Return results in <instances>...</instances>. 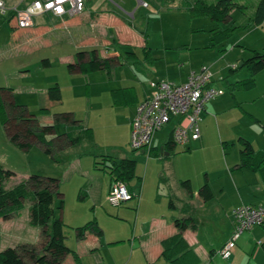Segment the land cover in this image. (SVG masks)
I'll return each mask as SVG.
<instances>
[{"label": "rangeland", "instance_id": "obj_1", "mask_svg": "<svg viewBox=\"0 0 264 264\" xmlns=\"http://www.w3.org/2000/svg\"><path fill=\"white\" fill-rule=\"evenodd\" d=\"M141 1L147 2L148 6H143ZM235 1L240 7L236 6L231 11V19L217 25L208 17H191L178 2L167 5L162 0H91L86 11L84 10L87 15L94 12L100 19L102 16L114 19L118 15L121 20L131 22L136 30H145L146 33L143 38L142 34L129 27L134 37H131L132 41H128L118 35L119 29L116 26L109 23L103 25L107 32L102 34L108 38L107 43L99 34L93 37L95 29L90 27L87 20L81 23L78 31L76 27L63 24L51 27L41 35L22 33L14 36L7 21L0 15V86L20 90L13 96L17 103L24 104L12 107L7 105V121L10 127L24 134L26 126L23 117L33 113L41 125L47 124L45 121H51L54 136L64 132L81 131L87 127L92 129L91 140L84 137L80 143H62L61 147H52L51 154H48L33 138L28 139V148H20L9 138L7 126L0 118V163L14 172L8 179L7 186L30 175L56 178L58 194L55 193L54 214L55 217H62L65 223L64 241L69 247H77L78 243L73 227L95 218L105 232L104 240L124 238L121 236L129 233L128 239L110 244L112 256L108 257L109 253L106 252L108 256L106 255L105 259L108 264H121L126 258L127 264H170L162 257L146 263L147 260L139 254L128 259L126 247L129 244L132 228L130 224H133V220L127 223L125 219H121V211L125 210L124 203L113 205L108 201L107 195L105 197L110 177L103 167L104 162H107L106 158L134 159L135 175L127 181V188L137 189L138 177L145 175V195H153L155 192L156 205L165 198L164 195L168 191L175 193L177 197L186 194L179 182V179L185 176H189L194 186L203 182L207 176L210 186L214 189L221 185L220 183L226 182V195H222L223 198L219 196L222 202H231L233 196L238 197L236 188L228 186L227 178L228 169L233 173H240L234 168L240 148L237 137L245 135L253 141L256 150H264V68L254 76L255 84L250 89H231L229 82L247 77L248 72L244 67H239L230 74L228 67L234 61L238 63L242 60L238 59L240 53H243L245 59L251 55L252 49L264 52V22L261 25L246 27L253 17L258 0ZM81 15L78 17L81 18ZM230 24L236 28L222 41L213 43L214 33L211 30L217 27L223 29ZM116 35L120 43L116 40ZM88 38L94 39V45H87ZM137 44H147L151 47L154 66L146 62L134 66L131 59L135 56L127 52L135 51L138 60L144 59L142 47ZM182 45L188 47L183 48ZM93 48L98 50L101 57H107L114 52L119 55V65L113 64L110 67L112 76L118 79L119 75H122V79H131V72L135 73L136 70L139 75L145 74L148 80L153 73V67L166 69L170 73L172 70H180V63L185 64L188 69L196 67L195 71L203 66L208 67L214 79L212 84L222 89V93L206 102L207 112L211 105V117L205 120L201 118L198 122L202 144L196 147L190 145L189 150H183L181 145H176V150L169 156L166 155L167 150L161 153L160 146L168 139L175 125L177 117H174L170 123L153 134L152 142L159 147V157L148 156L146 152H142L144 149L132 150L128 142L130 130L128 124L126 125L128 111L132 109L113 106L108 90L118 83L105 69L82 73H74L68 69V63L76 58L79 51H89ZM44 61L48 64H44ZM67 77L70 79L69 83ZM58 81L62 86V99L52 104L49 112L45 114L40 109L45 106L46 94L38 88L53 86ZM30 85L34 86L35 90H29ZM203 127H206L204 132ZM221 141L228 143L225 149L222 148ZM94 159L99 163L97 168L93 167ZM240 171L246 176L237 174L238 177H247L251 188L257 186L254 180L247 176L257 175L255 172L245 169ZM163 173L167 180L163 179ZM61 193L63 206L59 208ZM100 195L103 196L102 202L98 201ZM174 201L176 203V200ZM29 204V198L23 200V206L18 212L20 217L17 218L22 229L15 230L14 235L20 234L23 238L21 243L29 241L33 244L35 238L36 245L42 239L41 227L29 223ZM157 211L162 210L157 208ZM172 211L177 212L176 209ZM170 213L171 211L167 212ZM216 225L218 226L211 221H200L198 232L203 237L211 236ZM253 227L254 236L264 235V229L260 225ZM220 229L221 233H224L225 226ZM250 230H245L242 234H249ZM239 239L238 237L235 242L236 248L241 247ZM257 246L260 247V243H257ZM89 251L90 249L81 257L83 264L103 263L100 255L90 254ZM255 254L249 249L246 258L253 261ZM65 259L70 261L69 264H75L70 255ZM212 264H229V261L219 253Z\"/></svg>", "mask_w": 264, "mask_h": 264}, {"label": "crops", "instance_id": "obj_2", "mask_svg": "<svg viewBox=\"0 0 264 264\" xmlns=\"http://www.w3.org/2000/svg\"><path fill=\"white\" fill-rule=\"evenodd\" d=\"M4 1L7 6L13 7V6H16L20 0H4ZM84 1H85V11H86L87 5L89 4L91 0H84ZM141 3L143 4V6H146V7L148 6L147 2L145 1H141ZM21 6H23V3L18 4V7H21ZM10 12L11 11H9L8 14L6 15H1V16L3 17L4 20L7 21L14 36L20 35L22 33H34L35 35H41L49 31L51 27H59L63 24L72 26L74 28L76 27L75 29L76 31H78L79 27L81 26V23L87 20L89 21L90 27H94L95 29L93 33L94 38L96 34H99L101 37H103L102 34L107 32L105 28H103V25H106L109 23L113 26H116L119 29L118 35H120V37H124L125 40L132 41L130 39L131 37H134L130 33L131 30L129 29V27L133 28V25L131 24V22L121 20V18L118 15L114 17V19L106 18L103 16H102V19H100L101 17H99V15L94 12H90L88 15L86 14V12L85 13L83 12V14L81 15V18L78 17L79 15H75V16L65 15L63 17H54L50 14H43L34 19V23L31 27L16 28L14 27L12 20H10V15H9ZM133 29L136 30L135 28ZM136 31L142 34V37L145 38L146 36L145 30H136ZM103 38H104L103 40L105 41V43H107L108 38L106 37H103ZM116 40H118V42L120 43L117 35H116ZM93 41L94 39L88 38L86 40V42L88 43L87 45H94L95 42ZM128 45H131V43H128ZM137 45L139 47H142L144 59L141 61L138 60L135 51H130L133 54L127 52V54L129 55L135 56L134 59H131L133 61L132 63L134 64V66L135 65L137 66L139 63L140 65H142L143 62H146L147 64L154 66L155 63L153 62L154 58L152 57V54H151V47L148 46L147 44H143V45L137 44ZM143 46H147L148 50H143ZM182 47L184 48L188 46L182 45ZM93 49H95L97 51V54L99 55L98 50L96 48H93ZM84 51H88V50H84ZM118 56L119 55H116L114 52V53H111L107 57L105 56L102 57V58H110L109 67L105 69L109 76L110 75L112 76L110 67L113 64L119 65L120 63L118 60ZM238 59H244L243 53L239 54ZM77 62L78 61H77V56H76V58L73 59L72 62L68 63L72 65V68L70 69V71H73L74 73H82L79 70ZM235 64H237L236 61H234L231 66ZM231 66H229L228 68H230ZM196 69H197L196 67L195 68L192 67L188 69L186 68L185 64H182V63H180V70L178 71L172 70V72L170 71V73L167 72L166 69L162 70L159 67H153V73L148 80L145 74L141 73L139 75V73L138 74L136 73V70H135L136 74L131 72L133 76L131 79H129V77L122 79L120 78L122 75H119V79H118V77L113 75L112 76L113 80L116 83H118L117 86H115L114 88L108 89L110 92V97L112 99L113 106L130 107L132 109L128 111L129 115L127 117V122L125 121L126 125L128 124L127 126L129 127V130H130L129 135L131 132V122L135 115L136 106L141 100H143L150 93V85H149L150 81L165 80V81H172L175 83H183L186 80L190 72H197L195 71ZM67 79L69 83L70 81L69 77H67ZM65 80L66 79H64V81ZM213 81L214 79L212 76L210 85L212 87H216L212 84ZM55 85H58L60 89V92H61L60 100H50L49 99L47 90L48 88L52 87L51 85L38 88L40 91L46 94V100H48V101L45 100V104H44L45 106L42 107V109H40L45 114L49 112V108L51 107L52 104H54L55 102H60L62 99V86L60 82L58 81L57 83H55ZM32 89L35 90L34 86L30 85L29 90H32ZM38 89L36 88V90ZM116 90L124 91V93L120 96V101H121L120 103H115L114 101L113 92ZM18 91L20 90L16 88H10L8 86H0V98L4 104L5 111L8 107L24 105L23 103H17L15 101V98H14L15 96H13V94ZM207 109L208 107L205 104V107L203 110L205 113H202L203 111L200 113V118H202L203 120H205L208 117H211L210 115L211 114L210 111H212L211 105L209 106V112H207ZM28 115L27 117L35 119L36 122L39 125H41L35 114L31 113ZM7 123L9 124L8 121ZM45 123L47 124H42V125L43 126L52 125L50 124L51 121H47V122L45 121ZM87 128H90V127H87ZM87 128H82L81 131L86 130ZM205 130H206V127H203V132ZM12 131H15L14 128ZM24 132H25V129H24ZM74 132L76 133V131ZM77 132H80V131H77ZM48 133H50L48 134L50 137L56 138V135L55 136L53 135L54 126H53V129L50 130V132ZM65 134L66 133L64 132V133L57 135L58 138L54 140V144L56 147H61L62 143L64 145L65 144L68 145V143L65 140L66 139ZM91 134H92V129H91ZM200 134H201V131H199V137L197 139L190 140L188 143L185 144L186 146L185 145L181 146L182 149L189 150L190 145L193 147H196L197 145L202 144V139H201ZM244 136L245 135L243 136L239 135L238 137H243L247 139L251 143V145L254 147V149H256L253 141L249 137L247 136L244 137ZM33 139H36V138L33 137ZM129 141H130V136H129L128 142ZM152 141H153V138L151 140L150 147L148 149H144L142 152H146L148 156L159 157L158 155L159 147L155 146L154 142ZM166 141L162 143L160 146L161 153L165 151L163 146H165ZM80 142L81 140L78 143ZM225 142L226 141H221L223 149H225V147L223 146ZM38 143L40 144V146H42L39 141ZM175 150H176V145L173 143L172 146L167 150L168 154L166 155L169 156ZM94 160H93V167L95 168ZM238 163H239V151H238V160L235 162L234 168L235 170H239L238 172L240 173H233L231 172L230 169H228L227 171V173L229 172L228 173L229 176H227L229 180L228 186L235 187L238 193V197L233 196V199H231V202H222L221 199H219V196L223 198L224 195H226L225 193L226 186H224V183L226 182H223V184L220 183L221 185H219L216 189H214L212 186H210L211 184H209V180L207 176H205L203 182L201 183L198 182L196 186L193 185V182L189 178V176H185L183 177V179H179V182H180V185H181V181L187 180L189 182V188L184 187L186 194H184L182 197H179V196L177 197L175 193L168 191V193H165L164 195L165 198L161 199L159 204L156 205L154 203L155 202V195H154L155 192L153 195L150 193L145 195L146 194L145 184H144L145 175L143 177H138L137 189L134 190V189L127 188L129 192L134 194V196L131 199L127 200L128 202L127 201L121 202V203H124L125 205L124 207L125 210L121 211V219H125L127 223H130V221L133 220V224H130L132 225V228H130L129 244L126 247L128 251V259L129 258L132 259L131 257H133L134 255L137 257V254H139L143 256L141 258H145L147 260L146 263L158 260L161 257V244H160L161 240L166 238L167 236L172 235L176 231V228L174 225L175 219L192 217L193 226H188L187 228H185V230H183L182 232L183 237L185 238L189 246L194 250V252L199 258V262H197L196 264H212L214 259L218 257V254H219L218 251L221 249L224 243L230 238L231 233L233 231V225H234V220L232 217L233 209L240 203L250 204V205H262L264 207V204H261L264 202L263 176H261V174L256 170L247 169V168H239ZM242 169L249 170L250 172H255V174H257L253 176L251 175L252 177L250 175H247L248 177L252 178V180H254L255 185H257L256 187L251 188L250 186L251 182L246 180L247 177L246 178L244 177V179L243 178L241 179L240 177H238L237 174H241V176H246L245 173H242V171H240ZM162 175H163V179L167 180L165 173H163ZM111 184H112V181L109 177V180L106 186L107 191H106L105 197L106 195H108ZM125 184L127 187V182ZM204 184H207L209 186L211 194H212L211 198L207 200L204 199L203 196H201L200 194V189ZM246 193H249V194H246ZM256 194H259V196H257ZM247 195H250V197H248ZM62 196L63 194L61 193L60 198L63 200ZM166 198H167V204H166ZM130 200L131 202H129ZM174 200H176V203ZM98 201L102 202L103 196L100 195ZM177 202L179 203L178 205H177ZM149 208H151L152 210H149ZM157 208H159V211L160 210L162 211L158 212ZM172 209H176L178 214H175L177 212L174 213ZM169 211H171V213L167 214V212ZM18 212L19 210L16 212H12L10 213L8 217L0 216V251L5 249L6 247H14L16 243L20 244L22 242L21 239L23 238H21L20 234L18 236L17 234L14 235L15 230L22 229V225L17 221L18 220L17 218L20 217L18 216ZM165 214H167V216ZM175 215H178V216L175 217ZM91 220H94L96 225L84 231L82 237L78 238L75 228L82 226L83 224ZM91 220H88L84 222L83 224H78L77 226L73 227V229L75 230V236L78 242L77 247L74 246V248H72V247H69L67 244L66 245L72 250V252L75 253L76 257L72 252L68 253L67 255L71 256V260H73L75 264H83L81 257H83V255L88 252V249H90L89 251L90 254L100 255V258L103 262L102 264H108V262H106L105 259L108 256L106 252L109 253L108 257L112 256L110 244L116 241H123L121 239H128L127 237L129 236V233L125 234L126 238L125 236H121L124 238H111V240H108V239L104 240V235H105L104 230H102V227L99 226L95 218ZM200 221H211L214 224L215 223L218 224V226L216 225V228L211 236L207 235L206 237H203L198 232V223H200ZM219 226L221 228L225 226L224 233L223 232L221 233L222 229H220ZM253 229L254 227L251 228L249 234H241V236H239L240 238L239 244L241 245V247H238V248H236L235 246L233 247L230 253V256L226 258L227 261H229V264H262V263L264 264V235L258 236L256 234L257 236H254ZM98 230H100V233L98 232ZM218 236H220V238H218ZM34 239L32 241L33 244H35ZM259 241L262 242L260 244V247L257 246V243ZM41 242L42 241L40 239V241L36 244L37 247L39 248L41 247ZM27 243H30V242L28 241ZM135 249H136V253H134ZM216 249H217V254H215ZM249 249H251V251H254V253H256L255 259H253V261H249L246 258V254ZM67 255L64 256L60 264H66V262L67 264L70 263V261H66L65 259ZM126 259L121 264H127ZM256 259H258V261H255ZM30 264H35V263H30ZM114 264H116V262Z\"/></svg>", "mask_w": 264, "mask_h": 264}, {"label": "trees", "instance_id": "obj_3", "mask_svg": "<svg viewBox=\"0 0 264 264\" xmlns=\"http://www.w3.org/2000/svg\"><path fill=\"white\" fill-rule=\"evenodd\" d=\"M169 5L178 2L180 7L186 9L191 17H208L211 21L219 25L222 21L231 19V11L236 7L235 0H162ZM264 22V0H258L253 17L246 25H261ZM245 27V28H246ZM236 26L230 24L229 27L221 29L217 27L212 31L214 33L213 43L222 41L229 32ZM115 40V39H114ZM143 50H148L143 46ZM251 55L230 67L228 70L233 74L239 67L245 68L248 76L234 82H229L231 89H250L255 84L254 76L264 68V52L255 49L250 50ZM131 53V52H129ZM133 54V53H131ZM77 65L81 72L97 71L107 69L110 64V58H102L95 49L89 51H79L77 53ZM44 64H48L44 61ZM72 65L68 64V69ZM123 90L113 92L115 103H120V96ZM50 100H60L61 92L58 85H54L47 90ZM0 118L5 126L9 138L20 148H28V139L36 138L46 153L51 154V148L55 147L54 140L58 138L50 137L48 132L53 129L52 125H39L35 119L24 116L25 132L24 134L12 131L13 128L7 123V113L4 110V104L0 98ZM48 135V136H47ZM66 142L70 145L79 142L82 138L92 139L91 129L65 134ZM239 148V168H247L258 171L264 179V150H256L251 143L243 138L237 139ZM171 132L165 143L164 150L172 146ZM227 143H224V147ZM152 149V148H151ZM154 150V148H153ZM104 168L108 171L111 181L121 180L124 183L131 180L135 175L136 162L129 157L116 159L106 158ZM99 163L94 160V166L97 168ZM102 167V168H103ZM14 174L11 170L5 168L0 163V216L8 217L10 213L16 212L23 206V200L29 198V223L41 227V247L31 243H20L14 247H6L0 251V264H60L65 255L72 250L65 243V223L61 217H55L54 200L55 193L58 194V180L54 177H44L40 175H30L19 182L7 186L8 179ZM181 185L189 188L187 180L181 181ZM200 194L204 199H210L212 194L207 184L200 189ZM134 194L132 195V197ZM63 200L59 199V208H62ZM94 220L88 221L82 226L76 227L77 237L81 238L83 232L95 226ZM175 233L161 240V257L170 264H196L199 258L194 250L189 246L183 237V230L188 226H193V218L187 217L175 219ZM264 228V224L260 225ZM100 233V230H98ZM262 242H260L261 244ZM74 255L75 253L72 252ZM76 257V255H75Z\"/></svg>", "mask_w": 264, "mask_h": 264}, {"label": "built area", "instance_id": "obj_4", "mask_svg": "<svg viewBox=\"0 0 264 264\" xmlns=\"http://www.w3.org/2000/svg\"><path fill=\"white\" fill-rule=\"evenodd\" d=\"M19 3L23 6L18 7ZM16 6L9 7L0 0V15L10 12V20L16 28L31 27L34 19L43 14L54 17L83 14L84 0H20ZM212 74L203 66L197 72H190L183 83L172 81H150V93L141 100L131 122L129 145L132 150L148 149L153 134L177 117L171 130L175 145L184 146L199 137L200 113L208 100L220 95L222 89L210 85ZM126 184L121 180L113 181L107 199L113 205L132 198ZM233 231L230 238L219 250L223 258H228L238 237L254 225L264 224L262 205L239 204L233 211ZM260 243V241L258 242Z\"/></svg>", "mask_w": 264, "mask_h": 264}]
</instances>
